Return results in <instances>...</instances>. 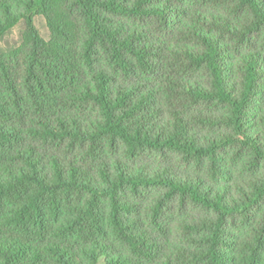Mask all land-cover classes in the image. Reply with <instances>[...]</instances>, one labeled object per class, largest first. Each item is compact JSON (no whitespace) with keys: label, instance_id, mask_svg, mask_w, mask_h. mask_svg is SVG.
<instances>
[{"label":"trees","instance_id":"trees-1","mask_svg":"<svg viewBox=\"0 0 264 264\" xmlns=\"http://www.w3.org/2000/svg\"><path fill=\"white\" fill-rule=\"evenodd\" d=\"M20 23L0 264H264V0H0Z\"/></svg>","mask_w":264,"mask_h":264},{"label":"rangeland","instance_id":"rangeland-1","mask_svg":"<svg viewBox=\"0 0 264 264\" xmlns=\"http://www.w3.org/2000/svg\"><path fill=\"white\" fill-rule=\"evenodd\" d=\"M34 25L37 31L39 32L40 36L43 39L48 40L49 31L46 26L45 20L42 17H36L34 19ZM23 32H24V28H23V25L20 23L8 35H6L3 40L0 41V47L3 50H9L13 47L18 46V44L21 41ZM147 203H148V199H147ZM147 203H146V200L144 199L142 202V205L146 207ZM195 214L196 213L190 209L185 213V215H189V216L195 215Z\"/></svg>","mask_w":264,"mask_h":264}]
</instances>
